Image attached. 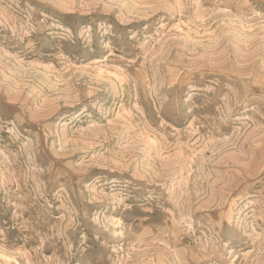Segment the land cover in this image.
I'll use <instances>...</instances> for the list:
<instances>
[{
  "label": "rangeland",
  "instance_id": "obj_1",
  "mask_svg": "<svg viewBox=\"0 0 264 264\" xmlns=\"http://www.w3.org/2000/svg\"><path fill=\"white\" fill-rule=\"evenodd\" d=\"M0 264H264V0H0Z\"/></svg>",
  "mask_w": 264,
  "mask_h": 264
}]
</instances>
